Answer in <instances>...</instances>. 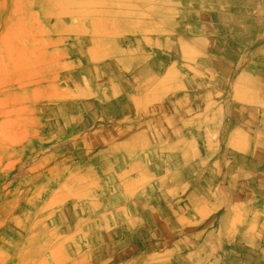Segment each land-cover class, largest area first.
<instances>
[{"label":"rangeland","instance_id":"obj_1","mask_svg":"<svg viewBox=\"0 0 264 264\" xmlns=\"http://www.w3.org/2000/svg\"><path fill=\"white\" fill-rule=\"evenodd\" d=\"M79 1L0 0V264H264V0Z\"/></svg>","mask_w":264,"mask_h":264},{"label":"bare ground","instance_id":"obj_2","mask_svg":"<svg viewBox=\"0 0 264 264\" xmlns=\"http://www.w3.org/2000/svg\"><path fill=\"white\" fill-rule=\"evenodd\" d=\"M59 1H60V0H59ZM81 1H82V0H80L79 3H80ZM91 2H93V0H92ZM103 2H104V1H102L99 5H102V6H103V4L105 3V2H104V3H103ZM73 3H74V1H73ZM123 3H124V2H123ZM57 4H58V6H59V3H58V2H57ZM61 4H63V3H61ZM70 4H71V3H70ZM75 4H76V3H75ZM128 4H129V3H128ZM81 5H83V4L81 3ZM94 5H98V4H94ZM129 5H130V4H129ZM65 6H66V5H65ZM124 6H125V3H124ZM126 6H127V5H126ZM67 7H68V6H67ZM128 7H129V6H128ZM66 9H67V8H66ZM66 9H65V10H66ZM93 9L97 10V12L99 11V9H96V8H93ZM102 9H103V8H102ZM95 10H94V11H95ZM60 11H62V7H61V9H60L58 12L55 11V12H53L52 14L55 15L56 17H59L60 15H64V14L66 15V11H65V13L62 12V14H61ZM67 11H68V10H67ZM94 11H93V12H94ZM109 11H110V10H109ZM68 12H69V11H68ZM70 12H71L72 14L74 13L73 10L70 11ZM78 12H80V11L78 10V11L75 12L74 14H76V13H78ZM81 12H82V10H81ZM85 12H87V11L85 10ZM93 12L91 11V13H93ZM107 12H108V11H107ZM63 13H64V14H63ZM71 13H67V15H68V14L70 15ZM82 13H83V12H82ZM87 13H88V12H87ZM87 13H85V14H87ZM95 13H96V11H95ZM109 13H110V12H109ZM74 14H73V15H74ZM88 14H89V13H88ZM88 14H87V15H88ZM115 14H116V13H115ZM75 16H76V15H75ZM60 17H61V16H60ZM76 18H77V17H76ZM78 18L80 19V18H83V17L80 16V17H78ZM96 18H97V17H96ZM94 19H95V17H94ZM99 19H100V18H99ZM99 19L97 18V21H95V23H92V22H91L92 24H95L94 27H93V29H96V31L93 32V34L97 33V30H98V28L95 27V26H97V24H98V26H99V25L101 26V24L98 22ZM74 20H75V19H74ZM77 20H78V19H77ZM87 20H88V19H87ZM97 22H98V23H97ZM100 22H101V20H100ZM101 23H102V22H101ZM105 28H106V27H104V29H103V27H102V29H103L102 32L105 31V33H103V35H108V36L113 35V34H111L112 32L110 31L109 28H107L108 30H106ZM80 29H82V28H80ZM84 29H85V28H84ZM70 30H71V29H70ZM99 30H100V29H99ZM99 30H98V31H99ZM107 31H108V33L110 32V33H109L110 35L107 33ZM79 32H80V31H79ZM99 32H100V35H101V31H99ZM152 32H153V31H152ZM60 33H61V32H60ZM80 33H81V32H80ZM82 33H83V31H82ZM85 33H86V32H85ZM106 33H107V34H106ZM119 34H120V33H119ZM101 36H102V35H101ZM113 36H114V35H113ZM93 41H95V39H93ZM145 41H146V40H145ZM97 45H98V44H97ZM98 46H99V45H98ZM90 50H91V48H90ZM91 51H92V50H91ZM91 51H90V52H91ZM88 52H89V50H88ZM94 52H95V51H94ZM122 53H123V52H122ZM130 53H131V52H130ZM190 54H191V53H190ZM124 57H125V56H124ZM92 59H94V58H92ZM149 91H150V90H149ZM147 98H148V97H147ZM235 142H236V141H235ZM238 142H239V141H238ZM236 146H237V145H236ZM238 148H239V147H238ZM193 197H194V196H193ZM93 204H94V203H93ZM65 216L68 217V216H67V213H66ZM65 216H64V217H65ZM236 217H237V216H236ZM69 219H70V218H69ZM105 221H106V220H105ZM153 224H154V223H153ZM98 226H99V225H98ZM106 226H107V225H106ZM51 232H52V231H51ZM117 233H118V232H117ZM111 234H112V233H111ZM104 235H105V234L101 235V238H105V237L108 238V237H109L108 233H107V235H105V236H104ZM97 237H98V235H97ZM99 238H100V237H99ZM105 239H106V238H105ZM57 244H58V243H57ZM61 244H62V243H61ZM59 245H60V244H59ZM59 245H58L57 248H55L56 250H57L58 248H60ZM62 247H63V246H62ZM102 250H103V249L100 248V246L96 249V251H97L98 253H100V254L97 255L95 259H97V260H99V261L101 260L100 258H102V254H101V253H102ZM103 252H104V250H103ZM105 262H106V261H105Z\"/></svg>","mask_w":264,"mask_h":264}]
</instances>
